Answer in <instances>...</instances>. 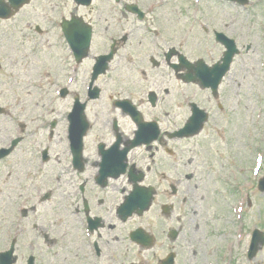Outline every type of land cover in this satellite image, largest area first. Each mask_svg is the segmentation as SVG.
Masks as SVG:
<instances>
[{
	"label": "rangeland",
	"instance_id": "1",
	"mask_svg": "<svg viewBox=\"0 0 264 264\" xmlns=\"http://www.w3.org/2000/svg\"><path fill=\"white\" fill-rule=\"evenodd\" d=\"M142 1H147L148 4L153 2ZM216 1L203 0L198 6L201 8L197 16L192 12L195 7L192 0H169L174 3L161 12L163 17L175 19V24L172 28H166L165 33L161 32L160 37L174 46L180 42L179 37H186L180 44L181 50L191 61L202 58L208 63H214L220 59L223 49L214 42L213 28L234 39L241 50L233 64L232 72L222 85L220 103L223 110H219L216 105H209L213 117L209 123L210 129L216 124L225 132L220 138L213 131L208 133L209 140H215L213 146L219 150L223 162L209 157L210 166H207V155L210 152L197 153L200 156L197 163L213 168V173L209 176L206 174L198 180H191V185L198 190L190 197L187 228L181 240L185 248L183 251L185 264H215L212 243L217 237L213 232V215L216 203L224 212L229 200L232 199L233 194L226 186L229 182L232 184L234 182L236 187L233 204L245 193H251L253 198L250 217L256 220L260 216L264 222V198L256 189L259 178L252 176L256 161L264 158V0H250L251 4L246 9ZM195 8L199 9L197 6ZM71 9L70 0H34L14 18L7 22L0 21V106L8 111L7 116H0V148L12 139L24 136V142L14 150L11 157L0 162L1 236L12 235L20 195L28 194L30 202V194L34 193L33 183L37 189L41 187L43 192L52 190L60 193L69 190L65 194V199L71 194V172L67 173L65 169L70 165L65 132L73 90L67 77L71 73V78L75 80L72 89L84 92L93 57L105 51L104 42L115 34L114 32H110L109 35L103 34L105 22L100 24V17L96 21L98 30L92 58L81 66H76L60 29L62 18H69ZM178 9L181 11L178 12ZM88 13L94 19L95 10ZM80 15L84 17L82 12ZM38 26L42 34L37 33ZM191 26L194 29L192 33L185 31ZM205 29L209 30V34ZM121 33H118V37ZM139 38L140 36L132 38L129 44L122 46L120 55L124 60L120 61L118 58L114 62L112 72L100 80L99 86L104 92L115 96L121 92L124 93V97L132 95L136 97L137 102L144 99L149 89L160 90L161 98L166 99L162 94L163 89L171 91L172 88L173 90L177 88L173 75L170 77L167 71L162 70L163 68L152 69L148 59L151 53L149 54L148 50L149 46L152 48L154 41L140 45ZM142 52H146L147 62L144 64L137 61ZM162 53L160 51L155 59L161 61ZM133 59H136L137 66L124 62ZM143 72H146V76ZM40 80L44 82L38 83ZM66 87L70 91L62 101L56 92ZM192 90L187 91L188 100L196 98L200 103L201 93L197 95ZM205 94L204 97L208 98V94ZM51 99H55L56 103H52ZM97 110L99 108L95 107L93 112L96 113ZM53 122H56L53 139L46 142ZM175 122L180 123L179 118L175 119ZM22 125L25 126L24 133ZM201 139L204 140L205 137ZM48 147L51 160L42 165L38 153ZM147 163V160L142 161V166L145 167ZM227 168H231L230 177H226V174L223 179L215 177L216 173H225ZM250 184L252 187L248 188ZM33 198L35 201L31 203L32 206L36 202H41L37 196ZM54 203H62V199L39 206L36 211H39L38 219L30 214L27 227L25 223L21 225L23 237H39L45 232L41 225L47 226L50 221L45 207ZM191 210H197V217H194ZM34 223L41 226L37 232L32 231ZM62 229L69 231V236L59 240L55 249L58 251L59 261L71 264V223L63 225ZM55 232L57 230L50 232L52 237H58ZM226 240L227 236L222 237V242ZM39 242H42L43 250L46 252L47 244L43 238ZM3 246L4 241H0V250ZM192 251H198L199 255ZM255 261L257 264H264V252L259 253Z\"/></svg>",
	"mask_w": 264,
	"mask_h": 264
},
{
	"label": "flooded vegetation",
	"instance_id": "2",
	"mask_svg": "<svg viewBox=\"0 0 264 264\" xmlns=\"http://www.w3.org/2000/svg\"><path fill=\"white\" fill-rule=\"evenodd\" d=\"M172 3L174 2L168 0L165 6L156 5L148 10L150 4L142 0H98V2L94 0L89 8H80L73 3L71 17L76 15L82 17L80 12L83 13V20L93 29L92 47L97 39L98 23L96 21L100 17L99 23L105 22L103 34L115 33L116 39L112 40V45L115 42L117 53L118 45L126 42L130 37L140 36V45H147L154 41L152 48L149 46L148 50L150 51L148 53H152L149 64L155 70L163 68L162 70L167 71L172 77L171 65H178L179 56L175 55L170 63H167L166 53L174 48L179 54H184L180 44L186 39V37H179L180 42L174 46L160 37L161 32L165 33L166 28H172L175 24V19L161 15V12L168 5L172 6ZM204 3L209 2L204 1ZM91 10H95L94 19L89 16L88 11ZM180 11L181 9H178V12ZM169 12H171L170 9ZM185 31H189L188 27ZM193 31L194 29L190 32ZM213 31L216 32L214 28ZM119 32H122L120 35H126L121 40L118 37ZM205 32L209 31L205 29ZM106 44H108L107 40L103 45ZM160 51L163 52L162 59L156 61L158 64L154 65V58L151 57H158ZM144 53V56L141 55L142 59L137 60L141 62L140 64L147 62L146 52ZM137 61L127 60V63L137 66ZM186 72L184 70L183 73ZM143 75L146 76V73L143 72ZM173 78L177 88L173 91L163 89L162 94L166 99L160 97V90L150 89L140 104L133 102L141 114H137L136 117V121L142 125L140 129L132 117L123 114L115 106L116 102L132 101L133 97H123V92L117 96L106 92V99L104 92H96L94 91L96 88H92L86 94L90 97L97 95V98L94 102H85L76 92L71 93V112L77 108V100L82 104L85 103L83 113L86 120L90 121L89 130L81 140L82 159L75 161L74 150L71 156V209L64 203L65 198L62 194L52 190L43 192L40 187V194L48 196V202L62 199V203L45 207L50 221L47 226L38 222L45 232L39 237L30 238L22 235L16 238L0 236V241H4L3 251L0 253L8 251L14 245L15 264H66L58 260V251L55 248L59 240L69 236V231L62 228L71 219V264H185L183 260L185 248L181 240L187 228L186 218L190 197H193L198 190L191 185V180H198L206 174L209 176L213 173V168L197 163L200 158L197 153L210 152L207 155V166H210L208 165L209 157L219 159L220 163L223 162L219 150L213 146L215 140H209L208 133L213 131L220 138V135H224L225 132L219 128V125L211 126L212 129L209 126L213 118L209 105L217 103V107L223 110L219 103L220 96L215 100L210 95L205 98L201 93L199 98L202 101L197 105L205 109L208 114L210 113L208 123L196 137L197 139L194 138L195 140L175 135L188 120L191 103L183 104V100L187 98L188 89L195 86L186 85L174 75ZM151 91H155L157 95L154 105L149 102L150 94L154 93ZM205 92L209 94L208 91ZM98 102H102L101 107H98L99 110L94 113L93 110L98 106L96 105ZM126 108L129 109L128 105ZM177 118L180 123L175 122ZM139 131L141 144L128 150ZM202 137L205 139H201ZM206 146L210 148L207 149ZM145 160L148 163L143 167L142 161ZM221 167L224 170V166ZM230 169L227 168L225 173H216L215 177L223 179L225 174L226 177H230ZM141 177L142 180H140ZM226 186L233 194L232 199L229 200V205L224 212L223 208L216 203L213 215V232L217 237L212 243L215 264H257L256 257L264 252V246L258 241V245L252 247V239L258 232L264 233V222L260 216L256 220L251 219V194L247 192L249 193L246 196L247 206L237 230L239 223L233 210L236 187L234 182L233 184L229 182ZM136 187L149 188L153 191L151 192L152 205L142 216L134 214L125 219L122 213L125 198ZM30 195V202H28V194L20 195L16 205L23 208L21 225L25 223L26 227L30 214L32 213L38 219L37 208L44 205L40 203L38 206H32L31 203L35 201L33 197L38 195L35 191ZM261 197L264 198V195ZM141 200L144 206L146 198L141 196ZM191 212L194 217H197V210H191ZM40 225L32 224V231H39ZM139 229L153 240L150 247L143 244L140 238L132 239V234ZM54 230H57L55 233L58 237H52L50 234ZM238 235L239 240H236ZM226 236L227 240L222 242V237ZM42 238L47 244L46 252L43 250L42 242H39ZM249 249H254L253 255L252 253L248 255ZM192 252L199 255L198 251ZM204 255L201 257L202 261Z\"/></svg>",
	"mask_w": 264,
	"mask_h": 264
},
{
	"label": "water",
	"instance_id": "3",
	"mask_svg": "<svg viewBox=\"0 0 264 264\" xmlns=\"http://www.w3.org/2000/svg\"><path fill=\"white\" fill-rule=\"evenodd\" d=\"M231 1L240 2L241 4H246V2L242 1V0H231ZM10 2L12 4L11 6H7L6 4L1 2V6L3 5V7H0V12H1L0 15H2V16L4 15V16H8L9 17L10 15L7 12H10L11 7H15L16 9H19L25 3L24 0H10ZM74 27L77 28V26H74V25L71 24V22H67V21L64 22L63 25H62L63 31H64L65 36H66V38H67V40H68L70 45H71V43L72 44L75 43V42L74 43L71 42V36H73L74 32L76 31V30H74V29H76ZM76 32H78V31H76ZM89 42H90V32L87 33L86 40L83 42V44L76 45V46L73 47L78 62H80L83 58H85L88 55ZM235 52H236L235 47L232 44V46L229 47V51L225 54V57L223 59V63L219 66V70H220L221 74H220L218 80L212 82L211 86L214 88V90H217L219 82H220L221 78L223 77V75L228 70L229 65H230V63H231V61L233 59V56H234ZM198 66H200V65H198ZM202 75H205L204 71H200V74L198 76L201 77ZM198 76L195 75V78H194L195 81L197 79H199ZM77 130H78L77 125H75L74 126L72 140L77 136V133H78ZM262 186L264 188V182H263Z\"/></svg>",
	"mask_w": 264,
	"mask_h": 264
}]
</instances>
